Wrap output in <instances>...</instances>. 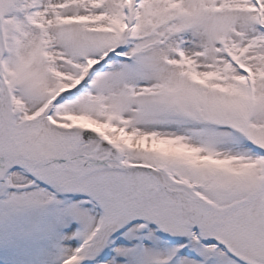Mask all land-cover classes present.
Segmentation results:
<instances>
[{"label": "snow or ice", "instance_id": "obj_1", "mask_svg": "<svg viewBox=\"0 0 264 264\" xmlns=\"http://www.w3.org/2000/svg\"><path fill=\"white\" fill-rule=\"evenodd\" d=\"M0 264H264V0H0Z\"/></svg>", "mask_w": 264, "mask_h": 264}]
</instances>
